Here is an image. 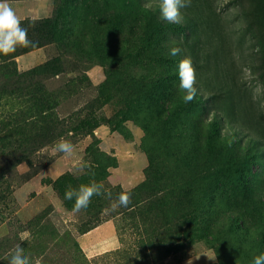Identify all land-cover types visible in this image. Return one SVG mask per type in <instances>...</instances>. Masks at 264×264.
<instances>
[{
	"label": "rangeland",
	"instance_id": "1",
	"mask_svg": "<svg viewBox=\"0 0 264 264\" xmlns=\"http://www.w3.org/2000/svg\"><path fill=\"white\" fill-rule=\"evenodd\" d=\"M54 3L57 26L73 39L84 27L87 42L0 65V264L17 244L40 264H252L264 253V0H191L179 24L159 0ZM57 55L64 72L31 74ZM61 137L72 156L54 150ZM93 180L145 187L149 213L93 196L74 214L65 191ZM106 222L120 247L87 256L80 236Z\"/></svg>",
	"mask_w": 264,
	"mask_h": 264
},
{
	"label": "clouds",
	"instance_id": "2",
	"mask_svg": "<svg viewBox=\"0 0 264 264\" xmlns=\"http://www.w3.org/2000/svg\"><path fill=\"white\" fill-rule=\"evenodd\" d=\"M191 0H159V11L161 19L168 23L179 24L182 21L181 10L190 7ZM34 42L28 38V29L22 26L21 19L9 4L8 0H0V54L8 56L14 53L17 47H33ZM179 47L170 50L171 56H177ZM177 75L179 79V89L184 93L182 99L184 103L192 102L197 95V73L191 58H183L178 62ZM54 150L63 153L65 156H72L75 145L71 140L61 137L54 144ZM90 167L81 164L80 170ZM93 196H104L110 200L109 209L106 211H116L120 207H128L132 202L131 190L121 191L115 200L112 199L111 191L105 188L103 182L92 181L89 184H81L78 189L70 185L65 191L64 198L74 200L72 212L79 213L86 210L91 203ZM28 233H22L21 239H26ZM8 264H40V260H33L24 253V249L17 244L8 258ZM252 264H264V253L254 257Z\"/></svg>",
	"mask_w": 264,
	"mask_h": 264
},
{
	"label": "trees",
	"instance_id": "3",
	"mask_svg": "<svg viewBox=\"0 0 264 264\" xmlns=\"http://www.w3.org/2000/svg\"><path fill=\"white\" fill-rule=\"evenodd\" d=\"M57 14L58 12L56 8V3H54L53 13L49 18H44V19L26 18L21 20L22 26L28 29V38L34 42V46L29 48L17 47L16 51L14 53L9 54L8 56H4L0 54V65L8 61H14L18 56L29 53L31 51H34L42 47L54 46L56 49L60 50L61 53H63L70 49V44L72 41L73 44L78 47H80L83 43L87 42L85 37L84 27L77 30L78 35L75 36V39H73L74 36L64 31L61 24L57 26V20H56ZM91 40H92V42H90L91 45L96 44L95 39H93V37ZM60 58H61L60 55L50 58L42 66L38 67V69L33 71L31 74H36V76L40 77L43 76L44 74H46V76H48V74L50 76H54V75H58L61 72H64V68L62 67ZM40 99H42L40 105V111L43 114L42 118H46L45 116L47 114L52 115L51 111L46 108L45 106L46 102L45 100H43L42 96ZM54 124L58 125L59 127H64L63 123L60 122L58 118H55ZM108 190L111 191L113 200H115L118 194L121 192L119 189H115V188ZM131 197H132L131 204L124 209L130 217L138 218L137 216H143L147 212L149 213V209H145L143 206L144 203L148 200V197H146L145 187L142 186L136 190H131ZM95 227L97 226H94L91 229L84 231L83 234L94 229Z\"/></svg>",
	"mask_w": 264,
	"mask_h": 264
},
{
	"label": "crops",
	"instance_id": "4",
	"mask_svg": "<svg viewBox=\"0 0 264 264\" xmlns=\"http://www.w3.org/2000/svg\"><path fill=\"white\" fill-rule=\"evenodd\" d=\"M8 2L21 20L49 18L54 9V0H8ZM43 50L39 48L20 55L16 62L23 68L33 66L40 61ZM79 243L89 257L109 252L121 245L112 222H106L81 235Z\"/></svg>",
	"mask_w": 264,
	"mask_h": 264
}]
</instances>
